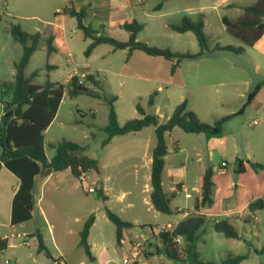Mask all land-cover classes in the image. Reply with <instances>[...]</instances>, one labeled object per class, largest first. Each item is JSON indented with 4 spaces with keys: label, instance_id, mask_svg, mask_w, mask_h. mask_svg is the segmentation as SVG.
<instances>
[{
    "label": "rangeland",
    "instance_id": "374dc122",
    "mask_svg": "<svg viewBox=\"0 0 264 264\" xmlns=\"http://www.w3.org/2000/svg\"><path fill=\"white\" fill-rule=\"evenodd\" d=\"M227 1L235 6L226 8L219 4L221 6L214 10L211 7L218 4L214 0H188L192 7L197 2H202L207 7L209 19L206 34L211 49L217 45L244 47L237 38L226 31L221 17L236 20L242 15L244 6L251 5L256 0ZM159 2L160 0H0V95L2 83L14 82L15 65L23 55L22 45L14 40L11 33L13 25H19L22 31L29 34L40 32L45 33L47 38H54L53 46L56 51L48 55L46 40L43 39L26 68L27 77L37 72V76L32 79L34 85L40 86L47 81L64 84L70 74L80 76L82 71L94 76L97 87L91 84H88V87L101 93L103 98L88 95L71 98L65 93L54 120L45 132V152L46 156L51 158L56 153L54 146L58 143H77L85 147L83 154L96 159L99 166L114 168L117 190L128 188L134 191L135 196L138 194V226L129 230L128 237L144 236L146 240L143 241L136 264L199 263L192 258L179 263L164 252L157 253L158 249H162V245L157 235H152L151 227L163 228L167 221H179L182 214L165 215L157 212L151 204L149 159L151 160L152 148H147L146 142L149 138L148 132L153 131L152 127L146 128L143 131L145 133L135 139L132 136L121 137L112 145L102 147V142L107 136L105 127L109 123V102L115 98L113 104L120 125L140 116L136 110L138 103L150 113L158 111L157 113L166 116L183 102H180L182 95H185L184 99L189 97L188 109L191 108L205 123L213 124L223 117L237 115L224 124L223 133L219 136L206 134L205 138H200L183 134L181 143L185 149L184 153L176 154L170 142V163L174 164V169L185 166L183 173L186 176L187 190L192 195L191 198H185L184 193H177L171 206L174 210L196 212L194 204L196 198H200L202 176L205 167L209 165L214 174V203L201 208V213L207 215L209 221L203 228L200 239L195 243L199 260L203 263L222 264L229 255H245L247 258L240 264H263L264 209L250 214L246 204L264 198V170H255L251 166H264V106L258 104L251 109L245 105L248 96L264 81V57L254 48H245L243 54L215 51V57H209L203 65L202 74H209V77L199 78L197 82L194 75L195 71L200 69L201 63L197 67L194 66L196 61L184 60V63L181 62L182 73L188 86L183 87L186 83L181 82L180 74L174 76L173 82L169 80L171 62L162 58L153 59L141 51H136L127 60V49L115 50L110 45H100L87 57L85 51L91 40L84 37L77 27L76 19L57 15L58 11L72 5L75 10L82 12L85 26H90L98 35L106 34L121 42L129 40V33L119 25L135 20L144 26V30L137 36V41L151 47L168 48L173 52L180 50L176 53L181 55L197 54L200 48L193 33L180 37L168 27L169 24L180 23L173 12L182 9L187 1H166L160 12L154 10ZM108 3L112 7H109ZM129 3H133V6ZM187 11L180 17L190 16L194 20L197 19V16L189 15L195 13L194 10ZM150 60H159L161 63L154 64ZM185 64L192 65L186 67ZM81 77L83 78L82 75ZM201 85H206V88H199ZM160 86L163 90L157 91ZM151 95L154 97V105L148 108L147 103ZM263 97L264 87L256 98L262 100ZM241 111L242 114L239 115ZM2 115L0 107V119ZM255 121L258 123L255 124ZM154 144L155 136L152 135L151 147ZM239 161L246 164V172L238 171ZM223 162L226 163L224 167ZM134 176L139 178L138 188L133 187ZM5 181L0 179V193L7 188L10 191L9 184ZM164 189L169 193L170 188L166 183ZM89 206L97 210V203H91ZM8 210L9 205L1 199V223L7 221ZM133 213H136V210ZM49 217L50 225L53 226L51 234L47 225L37 218L29 222L26 229H40L46 249L53 258L47 256L45 251H38V240L28 239L30 245L27 246L17 238L15 253L20 257L22 264H54L58 247L69 252V264H105L107 261L109 262L106 264H121L129 251L126 244L121 248L117 246L116 238L111 234L116 249L105 251L97 255V260L90 261L73 236L69 242H62L59 236L60 228L54 220L56 216L50 213ZM244 217L249 220L244 221ZM222 219L230 220L238 233L237 239H228L214 231V221ZM99 225L108 233V226L101 221ZM180 246H185L183 240ZM3 260L4 257H0V264Z\"/></svg>",
    "mask_w": 264,
    "mask_h": 264
},
{
    "label": "trees",
    "instance_id": "16d2710c",
    "mask_svg": "<svg viewBox=\"0 0 264 264\" xmlns=\"http://www.w3.org/2000/svg\"><path fill=\"white\" fill-rule=\"evenodd\" d=\"M171 0H160L154 10L162 9L164 2ZM57 15L68 16L77 21V27L83 32L86 39L91 40L85 55L88 57L98 46L110 45L115 50H128L127 60L133 52L141 51L152 57H160L172 63L171 72L174 73L184 60H194L203 54L214 51H229L234 54H243L246 47L254 46L264 34V0H256L252 5L244 7V12L237 20H230L223 17L222 21L226 31L237 38L244 47L215 46L210 48L208 38L205 33V24L200 16L196 20L189 16H184L179 24L170 26L176 33L192 32L198 42L199 52L197 54H184L173 52L168 48H157L148 46L137 41V36L144 30V26L133 20L130 23L121 25V28L129 33V40L118 41L106 34L98 35L97 31L90 26L83 24V14L70 5L60 10ZM2 20L0 14V22ZM11 33L14 40L23 47V55L15 65V80L13 83H2L0 95V107L3 111L0 125V169L6 168L14 174L20 181L12 201L11 223L13 225L27 222L33 218L35 210V179L42 169H49L53 172L69 169L72 175L79 179L82 174H88L98 169V161L83 154L85 147L77 143L62 141L54 146L56 153L48 160L45 152V132L54 120L61 105L65 93L71 98L79 95H88L102 99L101 93L90 89L88 84L97 87V80L94 76L86 72L83 78L72 76L67 85L51 83L47 81L43 85H34L32 79L37 76L34 72L31 77L25 74L26 68L32 55L39 49L42 35L38 32L29 34L21 30L19 25H13ZM54 38L49 36L46 40L48 55L54 53ZM55 68L54 66H48ZM264 87V81L259 83L255 90L248 96L245 107L250 106L256 98L258 92ZM9 98L8 100L6 98ZM107 100V99H105ZM115 98L109 102V123L105 127L106 138L102 142V147L109 145L115 137H122L135 134L146 128H154L156 144L152 150L151 165V193L150 200L153 208L165 215L181 214L180 210H174L171 206L173 196H168L163 188L162 175L165 167V157L168 153L166 134L179 129L188 134H209L219 136L223 133L224 124L232 119L231 115L223 117L213 124L203 122L193 111L188 109L187 101H183L175 107L170 117L165 122H160V117L155 113L148 112L141 104L136 105V110L140 115L138 118L127 120L123 125L118 122L117 113L114 108ZM154 105V97L150 96L147 107ZM9 114L7 118L4 115ZM242 114V111L239 115ZM255 170H264L261 164H251ZM238 171H245L242 161L238 162ZM214 181L213 170L208 167L202 176L200 189L199 208L211 206L213 201ZM247 209L250 214L264 209V198L251 201ZM109 220L116 227V241L118 245L123 240V231L131 229L134 225L123 221L115 213L106 210ZM94 216H90L85 222L80 232V246L84 249L89 260H93L92 252L88 244L90 229L94 223ZM208 216L198 212L189 213L173 228L172 231L161 232L157 239L162 245L157 253L164 252L169 258L179 263L186 262L192 258L199 264H216L213 262L203 263L199 260L195 243L200 239L203 228L208 223ZM214 231L223 234L228 239H237L238 233L232 226L229 219L214 221ZM184 241L185 246L181 248L180 242ZM8 247V241L0 238V251ZM264 249V248H263ZM39 252L45 251L46 255L52 257L43 242L38 240ZM247 257L245 255H229L222 264H240ZM55 262L57 260L54 259ZM264 264V263H263Z\"/></svg>",
    "mask_w": 264,
    "mask_h": 264
},
{
    "label": "crops",
    "instance_id": "0c3cea01",
    "mask_svg": "<svg viewBox=\"0 0 264 264\" xmlns=\"http://www.w3.org/2000/svg\"><path fill=\"white\" fill-rule=\"evenodd\" d=\"M171 1H177V0H171ZM180 1H187V2L185 3V6L183 5L181 7L182 9H178L175 12H173L174 15L177 16L179 20L178 22H180L183 18V17L182 18L180 17L182 13L188 12L187 10H190V9L192 11L194 10L195 13L189 14V15L197 16L196 18L201 16L203 18L204 24H205L204 30L206 33V27L208 24L207 20L209 19L208 14L206 12L207 7L204 6L202 2H197L194 5V7H192L191 5H189L188 0H180ZM214 2H218V4H215L214 6L211 7L214 10L218 9L221 6L219 4H222V6L226 8L235 6L234 3H230L227 0L226 1L214 0ZM129 4L130 6H133V3H129ZM108 5L109 7H112L110 3H108ZM161 10H159V12ZM61 17H68V16H61ZM223 17H226V16H223ZM223 17H221V21ZM171 25H174V24H169L168 27L170 28ZM119 26L121 28V25ZM223 26L225 25L223 24ZM188 33H192V32H186L183 34L177 33V35L181 37L183 35H187ZM40 34L42 35V40L43 39L47 40L45 33H40ZM246 48H254L255 50L258 51V53L261 56L264 57V34L254 46L246 47ZM135 52H133V54ZM174 52H180V50H176ZM182 52H188V51H182ZM214 52L205 53L201 57L191 60V61H196L197 64H194V66L197 65V67L201 63L199 66L200 69L195 71L194 77L196 78L195 79L196 82L199 81V78L209 77V74L208 76H204L202 74V70H203V65L206 63L207 59H209V57H211V59L215 57ZM149 57H152V56H149ZM152 58L158 59L160 57H152ZM150 61L154 64L161 63V62H158L159 60H150ZM183 63H181L179 68L174 73L171 72V76L169 80L173 82L174 76L178 73L180 74V78L182 79L181 82L186 83V85H184L183 87H187L188 86L187 82L182 73ZM185 65L186 67H190L192 64H185ZM82 72H86V71H82ZM216 72H218V70H216ZM73 75H75V73L69 75V77L66 79L64 83L65 85L69 83L70 78ZM84 75L85 74H82V76ZM179 86H182V85H179ZM199 88L201 89L206 88V85H201ZM162 90L163 88L161 86L158 87L157 89V91H162ZM184 98H185V95H182L180 102L187 100L188 102L187 104L189 106L190 104L189 97L186 99ZM258 104H260L261 106H264V97L262 100L255 98L249 107L253 109ZM172 111L166 116L160 113H157L158 111H156L155 114H158V116L160 117V122H165L172 114ZM143 131H140L135 134H129V135L122 136V137L132 136L135 139L138 137V135H141V133H145ZM183 134H188V133H184L183 131L176 129L172 131L171 133L166 134L167 146L170 144V142H172L173 149L176 152V154L185 152V149L182 147V143H181ZM148 135H149V138L146 142V147L149 149L152 148L150 149L151 160L149 159V164H150L149 178L151 180L152 150L156 144V138H155V144L153 145V147H151L152 146L151 145L152 135L155 136L154 128H153V131L150 130L148 132ZM191 135H196L200 138L206 137V134H203V133L202 134H191ZM118 138H121V137H115L112 140V142L109 145H107V147L112 145L115 141H117ZM196 154L197 156L199 155V153H196ZM169 156H170V149L168 146V153L165 157V167H164V171L162 175V181H163V188L166 183L169 186L170 191L168 193L164 189L165 193L168 196H173V197H175L177 193H184L185 198H191L192 195L187 190V185L185 181L186 176L183 173V169L185 168V166L182 165L183 168L178 167L177 169H174L175 168L174 164L170 163ZM51 158H48V160H50ZM243 165L245 169L244 172H246L247 167L244 162H243ZM224 166H226V163L223 162L222 167ZM103 167L98 165V169L96 171H91L87 174L90 180L96 183V193H93V194H88L83 190L80 181L78 180V178L72 175L69 169L58 171V172H53L49 169H42V171L37 175L35 179L34 197H35L36 205H35V210L33 213V218L27 222L17 224V225H13L11 223V214H12V201H13V198H14V195L17 189L19 188L20 181L14 174H12L6 168L2 167L0 169V179L6 180L5 182H8L10 191H8V188H7L5 189L3 193L2 192L0 193V200L4 199L6 201L7 206L9 205L7 221H5L4 223L0 222V238L6 239L8 241V247L4 251H0V257L9 256L10 258H13L17 262V264H22L20 257H17L15 253L16 248H17V245L15 244V240L17 238H20L23 244L29 246L30 244L28 242V239L30 241L39 240V238L43 239V236L39 228L38 229L37 228L26 229V225L29 222L34 221L36 218L41 219V221H43L47 225V227L49 228V232L51 234L53 226L50 225L51 224L50 217H49L50 213L56 216L54 220L58 223V227L60 228L59 236L62 242L63 243L69 242L71 237L73 236L74 239L78 240L79 245H80V232L82 231L85 222L90 216L92 215L94 216L95 220L90 229V234L88 237V244L90 246L92 256H93L92 261L98 259L97 255H100L105 251H109L110 249H113V250L116 249V244L115 242H112V239H111L112 235H114L116 238V227L109 220L106 210H109L115 213L123 221L132 223L134 227L131 229H134L138 226V221H137L138 216H139L138 214L139 201L137 198L138 194L135 196L134 191L128 188L127 189L121 188L117 190L115 188L117 184V181H116L117 177L116 175H114V171H115L113 170L114 168L108 167L106 165H104ZM208 167H205V169ZM205 169L204 171H206ZM136 170H139V169H136ZM132 182H133V187L138 188L139 186L138 176H134L132 178ZM151 190H150V193H151ZM187 195H190V197H187ZM198 202H199V197L196 198L194 209L196 212L198 210V212L201 213V208L198 207L199 205ZM91 203L92 204L97 203V210L91 209V207L89 206V204ZM248 204L249 203L246 204V207L248 206ZM134 210H136V213H133ZM181 212H182L181 213L182 218L179 221H174V222L167 221L166 225L171 224L173 227H175L177 223L183 220L189 213H194V212H191V210L186 211V212H184L183 210ZM169 216H172V215H169ZM248 220L249 218L244 217V221H248ZM99 221H101L105 226H108V229H109L108 233H106L104 229L99 225ZM151 228H155V227L152 226ZM131 229H125L123 231V240L121 241L119 245L116 241L117 246L121 248L124 244H126L127 247L130 248L131 241L137 237V236L128 237L129 230ZM43 242H44V239H43ZM67 257H69V252L62 247H58L57 256L55 260L57 261L59 260V262H64V263L69 264L67 261ZM108 262L109 261H107L106 263ZM55 263H58V262H55Z\"/></svg>",
    "mask_w": 264,
    "mask_h": 264
},
{
    "label": "built area",
    "instance_id": "2783aa9c",
    "mask_svg": "<svg viewBox=\"0 0 264 264\" xmlns=\"http://www.w3.org/2000/svg\"><path fill=\"white\" fill-rule=\"evenodd\" d=\"M255 124L258 122L255 121ZM82 185L83 190L88 194L96 193V183L91 181L87 174H82L78 179ZM187 197H190V195H187ZM173 226L171 224H167L163 226V228H151L152 235H158L161 232H167L172 231ZM146 240V237L140 236L134 238L130 243V248L127 253V255L123 258L121 264H136L138 262L139 256L141 254V250L143 248V241ZM180 239H177V242H179ZM2 264H17V262L10 257H4ZM54 264H67L64 262H58Z\"/></svg>",
    "mask_w": 264,
    "mask_h": 264
},
{
    "label": "water",
    "instance_id": "95a60500",
    "mask_svg": "<svg viewBox=\"0 0 264 264\" xmlns=\"http://www.w3.org/2000/svg\"><path fill=\"white\" fill-rule=\"evenodd\" d=\"M8 116H9V114L4 115L5 118H7ZM0 120H1V119H0ZM0 125H3V123H1ZM0 136H1V129H0ZM0 148H2V144H1V142H0Z\"/></svg>",
    "mask_w": 264,
    "mask_h": 264
},
{
    "label": "flooded vegetation",
    "instance_id": "af4514ba",
    "mask_svg": "<svg viewBox=\"0 0 264 264\" xmlns=\"http://www.w3.org/2000/svg\"><path fill=\"white\" fill-rule=\"evenodd\" d=\"M0 124H1V122H0Z\"/></svg>",
    "mask_w": 264,
    "mask_h": 264
}]
</instances>
